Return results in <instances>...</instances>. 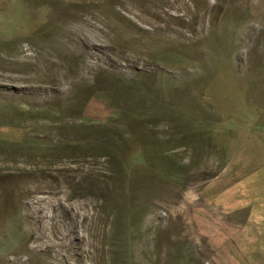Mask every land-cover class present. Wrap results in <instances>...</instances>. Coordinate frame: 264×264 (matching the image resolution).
<instances>
[{"label": "rangeland", "instance_id": "rangeland-1", "mask_svg": "<svg viewBox=\"0 0 264 264\" xmlns=\"http://www.w3.org/2000/svg\"><path fill=\"white\" fill-rule=\"evenodd\" d=\"M0 264H264V0H0Z\"/></svg>", "mask_w": 264, "mask_h": 264}, {"label": "bare ground", "instance_id": "bare-ground-1", "mask_svg": "<svg viewBox=\"0 0 264 264\" xmlns=\"http://www.w3.org/2000/svg\"><path fill=\"white\" fill-rule=\"evenodd\" d=\"M25 77V76H24ZM14 236V235H13Z\"/></svg>", "mask_w": 264, "mask_h": 264}]
</instances>
